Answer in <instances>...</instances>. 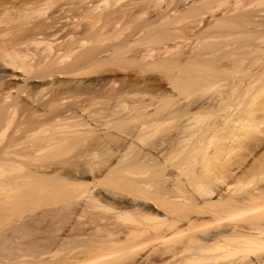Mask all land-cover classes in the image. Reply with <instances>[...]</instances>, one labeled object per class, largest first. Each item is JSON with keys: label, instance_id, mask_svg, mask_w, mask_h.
I'll list each match as a JSON object with an SVG mask.
<instances>
[{"label": "bare ground", "instance_id": "obj_1", "mask_svg": "<svg viewBox=\"0 0 264 264\" xmlns=\"http://www.w3.org/2000/svg\"><path fill=\"white\" fill-rule=\"evenodd\" d=\"M49 194L0 264H264V0H0V222Z\"/></svg>", "mask_w": 264, "mask_h": 264}, {"label": "rangeland", "instance_id": "obj_2", "mask_svg": "<svg viewBox=\"0 0 264 264\" xmlns=\"http://www.w3.org/2000/svg\"><path fill=\"white\" fill-rule=\"evenodd\" d=\"M127 1V0H126ZM249 61H250V63H251V61L252 60H248V62H247V66H249ZM245 66H246V63H245ZM255 66H256V63H255ZM126 71H128V70H123V72H126ZM224 78H225V80L224 81H220V83L221 84H224V83H229V82H231V81H233V78L232 77H228V76H223ZM219 83V84H220ZM219 89V87L217 86V85H215L214 87L213 86H209V87H207V89L206 90H204V91H202V90H195V91H193L192 93H191V95L189 96V97H191V98H188V99H190L191 101H193V100H197L198 99V101H199V99L201 100L202 98H200V96L201 97H205V96H203V95H205L206 94V96L207 95H213V94H215L216 93V91ZM203 93H202V92ZM205 93V94H204ZM202 94V95H201ZM141 96V95H140ZM199 96V97H198ZM198 97V98H197ZM208 97V96H207ZM121 99V100H120ZM120 99H118L117 101H115V100H111V99H106V100H109V101H107V103H105L106 102V100H105V105L103 104V107H102V109H101V111L103 110L104 112V114L103 115H109V116H111L110 114H114L113 112H118V113H120V112H128V111H130L131 109H135V105L138 103V102H141V101H146V100H148V99H150V98H148V97H145L144 98V96H142V98H140L139 97V95H138V97H128V98H120ZM143 99V100H142ZM111 100V101H110ZM113 102V103H112ZM137 102V103H136ZM194 102V101H193ZM113 105H112V104ZM114 103H115V105L116 104H119V105H116L115 107H114ZM136 103V104H135ZM94 110V109H93ZM93 110H92V112H93ZM116 110V111H115ZM117 113V114H118ZM211 118V119H210ZM209 118V120H211V122H212V119L214 118L213 116L212 117H210ZM215 119L216 118H214V120H213V122L211 123V122H209V123H211V124H213L214 122H215ZM203 120H206L207 122L205 123V121H204V123H205V125H204V123H201L200 121H202L203 122ZM208 119H202V120H200L199 122V124L202 126V124H203V126H208L209 125V123H208V121H209ZM208 123V124H207ZM130 132V130L129 129H125V130H122L120 133V135L121 136H125V137H127V135L129 134L128 132ZM125 131V132H124ZM127 132V133H126ZM123 134V135H122ZM126 134V135H125ZM123 136V137H124ZM155 137V136H154ZM154 137H151L152 139H150L149 138V140L147 139V140H145V142L146 143H141V144H143V148H147L148 149V147L150 148L153 144H155L157 141H158V138H159V136L158 135H156V137L154 138ZM145 145V146H144ZM130 152V151H129ZM173 159H175L174 161H173ZM180 159V160H179ZM170 161L172 162V163H170ZM188 163L187 162H185V160L183 159V156L182 155H179V156H176V155H173V156H171V158L169 159V161H168V165H170L169 167H171L173 170H175L176 172H178L177 170H180V169H182V170H184L185 169V167L186 166H188L187 165ZM180 165V166H179ZM186 170H187V168H186ZM184 171H181L180 173H183ZM186 172V171H185ZM121 185V184H120ZM119 186V185H118ZM120 187V186H119ZM121 188H123V190H121V192H123V194L125 195V199L126 198H128V197H126V196H128L127 195V191L126 190H128L126 187H124L123 185L121 186ZM119 191H120V189H119ZM126 193V194H125ZM50 195V194H49ZM54 195V194H53ZM55 196V195H54ZM53 196V197H54ZM48 197V198H47ZM47 197H45V199L47 198V202L46 203H39V204H33V205H29V206H31V207H29L28 205H27V208L29 207V209H27L26 211H24L23 213H16V214H14L13 215V217H10V218H8V219H6L5 221H2V222H0V255H2V254H6L5 252H4V247H6L7 245H8V243L9 244H12V240L10 239V237H8L10 234H15V235H19L20 233L22 234V229L19 227V221L18 220H21L20 219V216H25V215H29L32 211H34L35 210V212H32V214H35V213H39L41 210H43L44 208L45 209H47V208H49V207H56V206H60V205H58V203H57V197H55V199L54 198H52V199H50L51 197H52V195H50V196H47ZM57 198V199H56ZM43 199V198H42ZM40 200V202L41 201H43V200ZM45 202V201H44ZM47 204H49V205H47ZM57 208V207H56ZM39 223H41V222H38V223H33V225L32 226H34V224H36V226H37V228H40L42 225H40ZM125 223V221H122V223L121 224H124ZM127 223V222H126ZM35 227V226H34ZM21 229V230H20ZM32 229H33V227H32ZM35 230L33 231V232H35V235H37V233H36V231L38 230L39 232H41L42 230H41V228L40 229H36V228H34ZM23 231H25V230H23ZM37 231V232H38ZM43 232V231H42ZM20 236V235H19ZM34 237V236H33ZM36 238H39V235H38V237L36 236ZM6 239H7V241H6ZM21 239V238H20ZM18 241V244L15 242V245L17 244V245H19V243H21L20 244V246L21 247H24L25 248V246H27L26 244H28L29 242H28V239L27 238H23V239H21L20 241H19V239L17 240ZM32 249V248H31ZM33 249H35V247H33ZM8 255V254H7ZM2 257H0V259H1ZM29 260H26V261H21V262H15V263H13V264H35V262H33L32 261V258H28Z\"/></svg>", "mask_w": 264, "mask_h": 264}]
</instances>
